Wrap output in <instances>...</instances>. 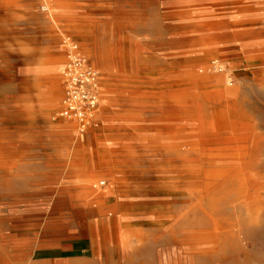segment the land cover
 <instances>
[{"label": "rangeland", "instance_id": "obj_1", "mask_svg": "<svg viewBox=\"0 0 264 264\" xmlns=\"http://www.w3.org/2000/svg\"><path fill=\"white\" fill-rule=\"evenodd\" d=\"M64 1L66 8L55 1L0 0V263L172 264L182 250L177 217L184 205L174 195L154 200L137 187L140 177L146 187L159 182L164 188L166 181L154 179L161 167L136 173V163L147 168L149 161L138 160L135 150L144 154L155 138L166 143L168 127L157 107L169 73L164 69L187 66H177L175 56L195 47L208 64H221L210 74L232 91L217 112L258 135L264 159V84L256 87L264 83V0ZM181 22L197 27L181 29ZM66 41L76 42L100 74L99 107L84 133L55 117ZM96 42L99 52L121 48L130 54L128 75L137 73V55L150 73L140 90L145 104L126 108L136 118L110 142L103 137V93L126 101L140 85L98 65ZM52 59L61 63V91L45 110L43 79ZM93 135L101 141L92 143ZM89 176L95 184L88 190H108L107 198L88 203L81 181ZM110 183L116 187L109 191ZM196 262L264 264V229L244 228L224 253Z\"/></svg>", "mask_w": 264, "mask_h": 264}, {"label": "bare ground", "instance_id": "obj_2", "mask_svg": "<svg viewBox=\"0 0 264 264\" xmlns=\"http://www.w3.org/2000/svg\"><path fill=\"white\" fill-rule=\"evenodd\" d=\"M43 1L45 4L55 1L57 6L66 8L64 0ZM67 17L72 18L71 15ZM179 27L193 29L197 25L194 22H181ZM96 44L98 65L104 62L105 67L125 73L131 64L130 54L121 48L117 51L106 48L99 52ZM88 53L91 55L90 51ZM136 57L137 73L130 76L126 72L121 76V81L126 84L131 82L140 85L135 87L133 96L124 101L115 92L105 90L103 93L102 119L105 132L102 136L106 142L115 133L126 134L125 127L136 118L137 113L126 108H141L145 104L140 90L150 73H146L145 67L138 64L139 56ZM175 57L177 66H187L164 69L169 70V73L161 83L162 100L158 97L157 103L168 127L166 143L157 142L159 139L155 138V143L144 154L142 149L135 150L138 160L149 161L147 168L143 163H136V173L155 172L156 167H161L155 172L154 179H164V188L168 192L161 194L164 188L159 182L146 187L148 185L145 186L143 177L137 179V187L151 194L154 200L158 198L161 201V197L166 195H174L181 200L184 206L181 207L177 222L181 223L182 250L172 264H197L196 261L201 258L224 253L236 234L244 228L264 229V159L262 147L258 145L259 136L240 126L239 121L216 110L232 93L221 86L220 78L210 74L213 69H220L221 64L217 60L208 64L201 59L195 47L177 53ZM60 67L61 63L57 59H52L47 66L49 74L43 79L47 86L45 101H48L43 108L45 110L61 91L57 72ZM262 84L258 82L256 87L260 88ZM212 89H215L214 92ZM89 140L98 143L101 137L93 135ZM109 146L105 155L112 151ZM93 179L89 176L81 181L86 189L83 196L88 203L108 197V190H88L95 184L89 181ZM99 185H104V182L99 181ZM115 187L110 183L108 189L110 191ZM159 208L157 211H160ZM99 210L103 212L104 208L100 206ZM108 216L112 214L108 213ZM159 222H162L161 218Z\"/></svg>", "mask_w": 264, "mask_h": 264}, {"label": "built area", "instance_id": "obj_3", "mask_svg": "<svg viewBox=\"0 0 264 264\" xmlns=\"http://www.w3.org/2000/svg\"><path fill=\"white\" fill-rule=\"evenodd\" d=\"M63 95L55 117L74 122L79 133L93 123L100 101V74L74 41H66Z\"/></svg>", "mask_w": 264, "mask_h": 264}]
</instances>
